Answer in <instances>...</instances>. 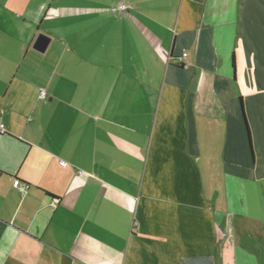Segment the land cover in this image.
I'll return each instance as SVG.
<instances>
[{"label":"crops","instance_id":"crops-1","mask_svg":"<svg viewBox=\"0 0 264 264\" xmlns=\"http://www.w3.org/2000/svg\"><path fill=\"white\" fill-rule=\"evenodd\" d=\"M0 264H264V0H0Z\"/></svg>","mask_w":264,"mask_h":264},{"label":"water","instance_id":"water-1","mask_svg":"<svg viewBox=\"0 0 264 264\" xmlns=\"http://www.w3.org/2000/svg\"><path fill=\"white\" fill-rule=\"evenodd\" d=\"M49 42L50 37L48 35L44 33H39L34 42L33 48L39 52H45L49 45Z\"/></svg>","mask_w":264,"mask_h":264},{"label":"built area","instance_id":"built-area-1","mask_svg":"<svg viewBox=\"0 0 264 264\" xmlns=\"http://www.w3.org/2000/svg\"><path fill=\"white\" fill-rule=\"evenodd\" d=\"M120 8H121V10H124V9H126V5L125 4H121L120 5ZM186 56H187V53H183V57H186ZM180 63H181V60H180ZM46 95H47V92H46V90L43 89L41 91V97L45 98ZM2 127H3V125H1V128ZM14 186L16 188L20 189L21 192H25V190H26V188L20 183V181L18 179L15 180Z\"/></svg>","mask_w":264,"mask_h":264}]
</instances>
